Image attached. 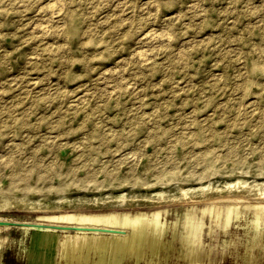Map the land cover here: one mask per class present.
<instances>
[{"label": "rangeland", "instance_id": "374dc122", "mask_svg": "<svg viewBox=\"0 0 264 264\" xmlns=\"http://www.w3.org/2000/svg\"><path fill=\"white\" fill-rule=\"evenodd\" d=\"M257 188L264 0H0V264H264Z\"/></svg>", "mask_w": 264, "mask_h": 264}, {"label": "crops", "instance_id": "0c3cea01", "mask_svg": "<svg viewBox=\"0 0 264 264\" xmlns=\"http://www.w3.org/2000/svg\"><path fill=\"white\" fill-rule=\"evenodd\" d=\"M106 230L119 231V229H106ZM94 232H98V233H102V234H111V235H119V234L124 233V231H119V232L86 231L85 233H94ZM113 240H115L121 246H123V240L120 241V239L117 236H115L114 238H111V240H108L107 238H101V237H83V240H82L83 245H80V247H79L81 249V251L82 250L84 251L83 256L81 255V257L79 259L74 258V264H112L108 260L109 257L107 256L108 252L106 250V247ZM88 248L90 249V251L95 253V255H94V256H96L95 259L89 258L88 252H87L89 250ZM84 253H87V254H84ZM100 257L104 258L103 262L101 261ZM121 259H123V257ZM121 259L119 262L114 263V264H120Z\"/></svg>", "mask_w": 264, "mask_h": 264}, {"label": "bare ground", "instance_id": "6f19581e", "mask_svg": "<svg viewBox=\"0 0 264 264\" xmlns=\"http://www.w3.org/2000/svg\"><path fill=\"white\" fill-rule=\"evenodd\" d=\"M208 190H211L210 188H208ZM226 191H229V192H239L240 189L237 185H230L228 186L226 189H224L221 193H226ZM214 192V191H213ZM242 193H246V195L248 196H252V197H255V198H264V190L260 189V188H257V189H254L253 191L250 190V189H245L243 191H241ZM215 193V192H214ZM187 198V194L186 193H182L180 196H165L163 194H157L156 197H151L150 200H153L155 203H160V202H164V201H170V202H173V201H179V200H185ZM204 211V210H203ZM200 225V224H199ZM46 226V225H45ZM54 227V226H53ZM56 227V226H55ZM126 232V231H125ZM143 234H138L134 237H129V242L130 240L133 238V240L136 242L138 239L137 237L138 236H142ZM78 236V235H77ZM88 237V236H87ZM91 237V236H90ZM45 240V239H44ZM156 242V239L155 240H152V241H149L147 239H144V241L142 242H138V246L139 248H142L145 243L146 244H149L150 246H154ZM111 246H117V248L119 249H125L123 246H121L118 242H116L115 240H113L112 242H110V244L106 247V249H109ZM39 249V248H38Z\"/></svg>", "mask_w": 264, "mask_h": 264}, {"label": "water", "instance_id": "95a60500", "mask_svg": "<svg viewBox=\"0 0 264 264\" xmlns=\"http://www.w3.org/2000/svg\"><path fill=\"white\" fill-rule=\"evenodd\" d=\"M16 225L15 223H10L6 221H0V226H12ZM49 228H55V229H67V228H62V227H49ZM76 230H83V231H100V232H119L115 230H106V229H76Z\"/></svg>", "mask_w": 264, "mask_h": 264}]
</instances>
